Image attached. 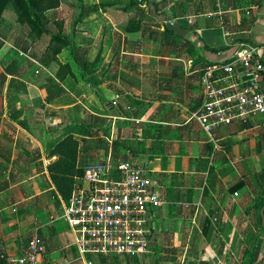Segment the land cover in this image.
I'll return each instance as SVG.
<instances>
[{
  "label": "crops",
  "instance_id": "0c3cea01",
  "mask_svg": "<svg viewBox=\"0 0 264 264\" xmlns=\"http://www.w3.org/2000/svg\"><path fill=\"white\" fill-rule=\"evenodd\" d=\"M61 3L74 46L0 47V264H15L35 232L53 264H231L248 249L264 264V116L217 129L215 142L189 120L206 68L251 45L264 61V0H143L137 32L125 30L135 9ZM68 14L83 23L73 29ZM69 132L79 168L112 157L147 169L164 203L151 212L145 256L81 257L57 224L51 145Z\"/></svg>",
  "mask_w": 264,
  "mask_h": 264
},
{
  "label": "built area",
  "instance_id": "2783aa9c",
  "mask_svg": "<svg viewBox=\"0 0 264 264\" xmlns=\"http://www.w3.org/2000/svg\"><path fill=\"white\" fill-rule=\"evenodd\" d=\"M221 13V12H220ZM188 24L195 16H183ZM171 20L170 26L178 25ZM22 54V53H21ZM264 61L259 46H248L231 61L215 64L201 76L203 101L191 114L209 140L216 141L217 129L264 116ZM245 76H252L245 79ZM62 217L73 234V244L81 257L87 254L145 256L150 251L154 232L151 212L164 200L151 187L147 169L129 159L104 160L84 166L82 182L66 201ZM44 243L35 232L15 264H53L43 259ZM91 264V262H89Z\"/></svg>",
  "mask_w": 264,
  "mask_h": 264
},
{
  "label": "trees",
  "instance_id": "16d2710c",
  "mask_svg": "<svg viewBox=\"0 0 264 264\" xmlns=\"http://www.w3.org/2000/svg\"><path fill=\"white\" fill-rule=\"evenodd\" d=\"M123 1L126 0H101V6L115 5ZM141 1L143 0H127L125 4L123 3L122 8L124 10L135 9L138 15V17L136 16L129 20L125 28L127 32H137L143 27L142 17L145 14V9L140 6ZM60 3L61 0H0V34L1 28L6 22L4 14L7 10L12 9L16 14L17 24L23 27L25 33L22 38L16 40V46H28V40H39L45 36L49 37L46 46L52 49L54 55L59 53L63 47L74 46L71 37L64 32L63 25L58 21H52L49 16V11L57 9ZM51 22L59 24V29H52L50 27ZM3 44L4 42H0V47ZM231 60L232 58L219 64H225ZM47 99L50 100L49 96H47ZM79 144L80 140L78 137L74 133L69 132L51 145V154L56 155L57 159L49 165V171L60 195L66 201L70 198L75 186L82 182L84 175V168L77 167ZM262 204H264V198ZM254 249L255 247L253 246ZM248 254H250L248 255L250 257L249 261L252 262L253 254L250 249H248ZM7 263V259H2V264Z\"/></svg>",
  "mask_w": 264,
  "mask_h": 264
},
{
  "label": "rangeland",
  "instance_id": "374dc122",
  "mask_svg": "<svg viewBox=\"0 0 264 264\" xmlns=\"http://www.w3.org/2000/svg\"><path fill=\"white\" fill-rule=\"evenodd\" d=\"M126 1L120 2L119 6L120 7L123 6ZM60 6H59V8H60ZM74 6H76L79 9L81 8V4L79 2L75 3ZM62 7L63 8H60L59 10L55 9V11H50L49 12V14H50L49 16L51 18H53V17L55 18L56 17L58 19V22H60L62 25H64L65 20L64 19H60L62 17L64 18V13H65V8H64V6H62ZM58 11H62V13L60 14ZM68 12H70V11L68 10ZM4 15H5V18H6V22H4V24H3L2 28H1L0 42H4L5 39H9V40H14L15 39V41H13L14 45H15L16 40L22 38V35H25L23 27H21L20 25L17 24V22H16V14H15V12L12 9L11 10H7ZM67 17H69L68 18L69 21H73V24H72L73 29H74V27H77V25H79L80 23H83V21H78L77 20L78 16L76 18H74L73 14H68ZM8 21H10V22H8ZM58 25L59 24H57L55 22H51L50 27L52 29L58 30L59 29ZM63 30H65V28ZM47 42H48V36L43 37L42 39H39V40H34V41L33 40L32 41L28 40L27 44H28V46H46ZM1 90H2V83H0V92H1ZM17 213L18 212H16V214ZM57 224H64V227L66 229L67 235H69V232L71 233L70 228H69L68 224L66 223V221L64 220L63 217H61V216L58 217ZM249 246L252 247V244H249ZM248 255H250V254H248ZM249 258H250L249 256L248 257L239 258L238 260L232 258L230 260V262H231V264H254V260H252V262H251V261H249ZM248 262H250V263H248Z\"/></svg>",
  "mask_w": 264,
  "mask_h": 264
},
{
  "label": "water",
  "instance_id": "95a60500",
  "mask_svg": "<svg viewBox=\"0 0 264 264\" xmlns=\"http://www.w3.org/2000/svg\"><path fill=\"white\" fill-rule=\"evenodd\" d=\"M252 76H245L244 78L245 79H250Z\"/></svg>",
  "mask_w": 264,
  "mask_h": 264
}]
</instances>
